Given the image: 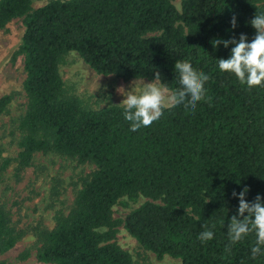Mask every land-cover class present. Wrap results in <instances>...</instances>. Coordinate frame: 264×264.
<instances>
[{
  "label": "trees",
  "instance_id": "16d2710c",
  "mask_svg": "<svg viewBox=\"0 0 264 264\" xmlns=\"http://www.w3.org/2000/svg\"><path fill=\"white\" fill-rule=\"evenodd\" d=\"M175 1L50 0L35 9L34 0H0V29L17 18L25 25L19 55L28 101L16 160L27 167L37 153L57 152L95 165L71 212L41 234V261L137 264L116 241L124 224L158 258L264 264V255L251 256L254 233L228 250L226 227L239 204L234 190L248 186L249 201L264 195V86L249 89L221 73L218 59L228 58L234 45L212 44L241 33L251 41L249 22L264 6L258 0H182L179 10ZM70 52L97 73L125 80H153L159 72L173 93L180 91L176 64L189 63L209 76L206 99L194 111L165 109L158 121L132 132L121 105L88 109L65 96L60 64ZM11 102L10 95L0 98V114ZM11 162L0 165V181ZM137 195L147 200L117 220L114 206ZM205 227L214 238L202 243L197 236ZM18 239L0 208V252Z\"/></svg>",
  "mask_w": 264,
  "mask_h": 264
},
{
  "label": "rangeland",
  "instance_id": "374dc122",
  "mask_svg": "<svg viewBox=\"0 0 264 264\" xmlns=\"http://www.w3.org/2000/svg\"><path fill=\"white\" fill-rule=\"evenodd\" d=\"M50 0H34L33 8ZM175 5L182 9V0ZM264 6V0H258ZM24 18L11 21L0 29V98L12 96L6 111L0 114V165L12 159L2 173L0 181V208L9 213L11 225L19 235L16 245L7 252H0L4 264H47L38 258L42 246L41 234L55 227L61 215L74 207L78 191L84 179L95 170L93 163H81L77 158L57 152L37 153L31 165L22 167L17 159L20 151V119L27 108L24 90L26 79L24 56L19 49L24 35ZM61 73L65 81V96L77 98L85 108L101 109L120 105L125 96L119 89L130 91L134 84L142 87L149 79L125 80L115 75L97 73L76 52L62 57ZM167 101L171 90L159 80ZM147 199L142 195L125 196L114 206V217L123 221L127 214ZM117 243L129 251L137 264H182L181 259L169 255L158 258L133 237L124 224L118 227Z\"/></svg>",
  "mask_w": 264,
  "mask_h": 264
},
{
  "label": "clouds",
  "instance_id": "9594fccd",
  "mask_svg": "<svg viewBox=\"0 0 264 264\" xmlns=\"http://www.w3.org/2000/svg\"><path fill=\"white\" fill-rule=\"evenodd\" d=\"M255 29L254 38L249 41L248 36L241 33L239 38L214 39L212 44L225 48L231 47L228 58L218 59V69L221 73L233 75L241 85L251 89L264 86V12L256 13L249 22ZM237 19L233 16L231 27L235 29ZM176 73L179 76L180 91L170 94L165 101L162 88L155 83L160 79V73L156 72L155 78L150 83H143L142 87L136 84L130 91H119L125 96L120 103L123 109L124 119L129 122V130L136 132L141 128H147L154 121H158L165 109L174 110L184 108L185 111H194L197 103L206 99L205 84L209 76L205 72L197 73L189 63H177ZM249 187L245 186L239 192L233 191L232 196L239 200L236 214L230 218L227 224L229 249L249 233H254L255 244L251 248V256L255 259L258 255H264V195L257 194L253 201L247 199ZM207 203V201H206ZM214 238V232L207 227L200 232L197 239L202 243Z\"/></svg>",
  "mask_w": 264,
  "mask_h": 264
}]
</instances>
